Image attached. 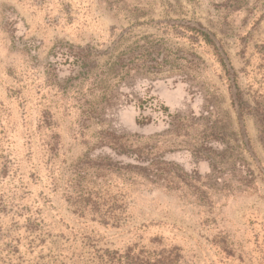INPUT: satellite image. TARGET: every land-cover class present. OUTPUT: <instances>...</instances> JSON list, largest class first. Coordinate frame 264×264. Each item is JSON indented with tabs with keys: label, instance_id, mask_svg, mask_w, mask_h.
Segmentation results:
<instances>
[{
	"label": "rangeland",
	"instance_id": "374dc122",
	"mask_svg": "<svg viewBox=\"0 0 264 264\" xmlns=\"http://www.w3.org/2000/svg\"><path fill=\"white\" fill-rule=\"evenodd\" d=\"M0 264H264V0H0Z\"/></svg>",
	"mask_w": 264,
	"mask_h": 264
}]
</instances>
